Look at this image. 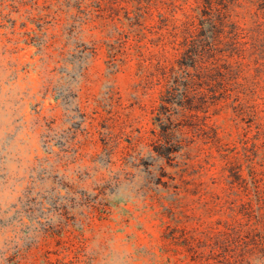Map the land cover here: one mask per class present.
Instances as JSON below:
<instances>
[{
  "label": "rangeland",
  "instance_id": "rangeland-1",
  "mask_svg": "<svg viewBox=\"0 0 264 264\" xmlns=\"http://www.w3.org/2000/svg\"><path fill=\"white\" fill-rule=\"evenodd\" d=\"M45 1L0 0V264H264L256 245L246 259L245 243H216L230 220L216 148L157 157L158 92L138 88L135 63L113 72L105 48L81 60L113 27L90 23L62 56L73 21ZM213 121L238 139L231 111Z\"/></svg>",
  "mask_w": 264,
  "mask_h": 264
},
{
  "label": "trees",
  "instance_id": "trees-1",
  "mask_svg": "<svg viewBox=\"0 0 264 264\" xmlns=\"http://www.w3.org/2000/svg\"><path fill=\"white\" fill-rule=\"evenodd\" d=\"M45 4L54 20L65 13L73 21L64 30L69 40L60 49L62 56L71 38L90 23L113 27L109 40L81 44V60L90 61L105 48L113 72L135 63L138 88L158 92L156 128L149 137L157 157L170 166L190 158L198 141L216 148L226 162L230 187L225 202L230 220L219 222L225 230L217 232L216 243H245L246 259L256 245L264 257V196L259 192L264 177V0ZM54 38L50 46L57 42ZM223 111H231L239 129L233 143L224 142L213 121ZM145 138L140 129L136 144ZM250 184L259 195L257 202L249 196Z\"/></svg>",
  "mask_w": 264,
  "mask_h": 264
}]
</instances>
